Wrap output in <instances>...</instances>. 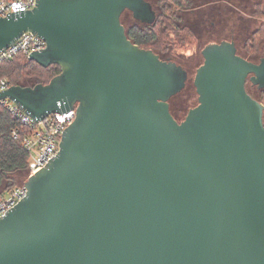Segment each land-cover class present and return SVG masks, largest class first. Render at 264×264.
I'll list each match as a JSON object with an SVG mask.
<instances>
[{
    "label": "water",
    "instance_id": "1",
    "mask_svg": "<svg viewBox=\"0 0 264 264\" xmlns=\"http://www.w3.org/2000/svg\"><path fill=\"white\" fill-rule=\"evenodd\" d=\"M126 10L156 18L145 0H37L0 17V51L31 33L47 47L29 60L61 69L0 102L37 122L77 106L0 218V264H264V104L247 89L264 90V57L208 45L198 105L178 122L170 101L188 73L129 39Z\"/></svg>",
    "mask_w": 264,
    "mask_h": 264
},
{
    "label": "built area",
    "instance_id": "2",
    "mask_svg": "<svg viewBox=\"0 0 264 264\" xmlns=\"http://www.w3.org/2000/svg\"><path fill=\"white\" fill-rule=\"evenodd\" d=\"M36 5L37 0H0V17L7 18L12 15L25 14L33 10ZM46 47L47 44L42 38L27 33L9 48L0 51V62L9 61L19 54L29 58L34 53L44 51ZM10 88L8 80H0V93ZM0 104L12 119L20 124V128L13 130L12 135L15 140L21 138L23 148L29 155L27 182L59 153L62 135L76 118L77 106L51 114L37 122L9 99L1 101ZM25 183L10 191L0 200V218L27 196L28 189Z\"/></svg>",
    "mask_w": 264,
    "mask_h": 264
},
{
    "label": "trees",
    "instance_id": "3",
    "mask_svg": "<svg viewBox=\"0 0 264 264\" xmlns=\"http://www.w3.org/2000/svg\"><path fill=\"white\" fill-rule=\"evenodd\" d=\"M171 29L167 18L162 16L153 26L148 28L135 26L128 29L127 34L129 39L140 48L161 53L170 50L168 40ZM254 42L255 46L248 49L251 54H257L259 44L264 42V26L255 34ZM172 50L175 51L174 48ZM60 73L59 66L52 65L44 68L22 54L9 61L0 62V80H8L11 87L47 85ZM258 101L260 103L264 101V90L261 91V99ZM18 128L20 124L13 120L0 104V200L19 186L17 176L28 174L29 155L23 148L21 138L15 140L12 135V131Z\"/></svg>",
    "mask_w": 264,
    "mask_h": 264
},
{
    "label": "flooded vegetation",
    "instance_id": "4",
    "mask_svg": "<svg viewBox=\"0 0 264 264\" xmlns=\"http://www.w3.org/2000/svg\"><path fill=\"white\" fill-rule=\"evenodd\" d=\"M145 1L151 5L152 11L155 13L156 18L154 22L146 23L137 20L134 17L132 11L126 10L124 13L131 15L134 20L129 27L124 26L126 29V33L128 29H131L135 26L139 28L151 27L158 21L160 17L165 16L167 18V22L172 28L170 31L171 32L170 35L173 34L174 38H176L178 41H183V40L186 41L188 37H191L201 42L202 38L206 34L212 32V28L220 30V32L222 31L227 33L230 30V36L228 38L217 41L215 43L209 42L208 45L220 44L222 42L234 43L237 48L238 55L243 57L238 51L237 38L239 36L236 33L239 29H243L242 27L245 26V22H246L245 17H247V19L250 22H253L254 19H256L257 21L262 20L263 22L260 23L259 27L254 31H252L250 37L244 41V49L246 50V53L250 59H247L245 57L243 58L252 63L259 64L261 62V59L264 57V53L262 57H259V52L257 54H251L248 51L249 48L255 46V42H254L255 34L260 30L262 26H264V10L262 8V0H258L257 2H255L251 16H248L242 12V10L245 9L246 0H158V1L145 0ZM156 7H158L159 11L156 9ZM263 43L259 44V50ZM168 46L170 47V50L164 52H174L172 50L173 46L170 43H168ZM156 54L160 56V53H156ZM164 61L173 62L170 60H164ZM203 63H204V58H203ZM179 66L183 67L182 65Z\"/></svg>",
    "mask_w": 264,
    "mask_h": 264
},
{
    "label": "rangeland",
    "instance_id": "5",
    "mask_svg": "<svg viewBox=\"0 0 264 264\" xmlns=\"http://www.w3.org/2000/svg\"><path fill=\"white\" fill-rule=\"evenodd\" d=\"M257 1L258 0H246L245 9L242 10V12L248 16H251L252 10L254 8L253 6L255 2ZM262 8L264 10V0H262ZM156 9L158 10V7H156ZM121 20L125 27H129L130 24L133 23L134 21L132 16L126 13L122 15ZM245 20L246 22H245V26L242 27L243 29H239L236 33L239 36L237 38L238 39L237 47H238L239 53L243 57L250 59L246 53V50L244 49V41L250 37V34L252 33V31L257 29L260 23H262L263 21L262 20L257 21L256 19H254L253 22H250L247 19V17H245ZM221 32L220 30L212 28V32L206 34L202 38L201 42L191 37H188L186 41L184 40L178 41L176 38H174V35L171 34L169 37L168 43H170L173 46L175 51L160 53V56L163 60L173 61L178 65H182L183 68H185L188 71V81H187L185 89L180 94H178L176 97L172 98V100L170 101L171 112L178 122L184 121L189 111L197 107L198 105V95L196 92V88L194 87V78H195L197 69L203 64V57L201 55V52L208 45L209 42L215 43L217 41L226 39L230 36V30L228 33L227 32L221 33ZM263 53H264V43L262 44L259 50V57H262ZM247 89L249 93L253 97H255V99H258V100L261 99V91L258 90L256 87L248 83ZM262 103L264 104V101ZM26 175L27 174L17 176V179H18L17 182L19 185L26 182V179H27Z\"/></svg>",
    "mask_w": 264,
    "mask_h": 264
}]
</instances>
